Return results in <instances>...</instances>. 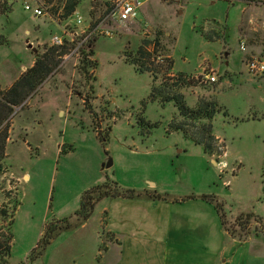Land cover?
Returning <instances> with one entry per match:
<instances>
[{"label":"rangeland","instance_id":"374dc122","mask_svg":"<svg viewBox=\"0 0 264 264\" xmlns=\"http://www.w3.org/2000/svg\"><path fill=\"white\" fill-rule=\"evenodd\" d=\"M47 1L55 20L62 7L58 0ZM108 1L80 0L76 13L88 22L90 8L98 17ZM138 1L134 23L116 26L114 38L94 42L89 59L96 63L95 80L85 76L79 61L62 59L26 100L41 105L39 113L24 107L8 121L17 127L10 135L9 156L0 162V211L6 212L0 229L11 234L9 264H108L117 255L111 250L106 258L114 237L104 232L107 212L100 214L98 204L86 228H80L82 223L56 231L41 257L30 259L46 228L74 222L84 193L106 183L135 191L152 183L174 199L212 197L228 231L215 221L214 212L207 227L211 235L206 246L196 245L198 250L212 249L218 264H264V125L241 121L264 112V78H253L246 69L251 58L264 61V0ZM61 32L54 21L24 11L22 0H0L1 84L11 88L24 74L21 68L29 69L35 55L43 54L50 38ZM156 34L173 60L169 75L183 73L198 82L182 91L187 106L212 96L227 113L213 120L215 135L227 146V153L223 148L210 158L216 167L203 158L200 147L167 131L178 117L176 107L150 101L151 77L124 61L125 51H136L143 39L152 41ZM241 40L245 51L239 48ZM148 49L152 61L160 63L153 45ZM203 74L215 75L216 83L201 82ZM27 118L42 122L29 139L38 152L20 141L19 127ZM109 160L112 166L106 169ZM200 255H195L198 264Z\"/></svg>","mask_w":264,"mask_h":264},{"label":"trees","instance_id":"16d2710c","mask_svg":"<svg viewBox=\"0 0 264 264\" xmlns=\"http://www.w3.org/2000/svg\"><path fill=\"white\" fill-rule=\"evenodd\" d=\"M61 13L59 19L71 17L80 0H58ZM59 7V8H60ZM55 14L58 15L57 11ZM162 35L156 34L150 41L143 39L140 46L134 52L125 51L123 53L124 61L130 64L137 72L146 73L151 77L152 85L149 100L158 102L162 105L172 103L177 111L178 117L173 118L168 124L169 133H180L182 137L193 145L201 148L204 155L214 158L222 154L223 144H220L214 135L213 120L218 114L227 117L226 111L218 105L212 96L198 97L194 107H188L185 102V96L182 93L184 89L197 86V81L189 78L186 74L178 73L170 76L169 72L173 70V60L167 57L166 49L162 43ZM89 43L90 48L82 52L80 67L85 76L93 77L89 71L95 68L96 63L89 58L93 56V44ZM154 47V54L159 53L160 63L155 64L152 61L153 53L148 47ZM69 52L67 46L55 48L49 47L43 54L35 55L33 66L27 69L22 76L11 86L10 89L1 93L0 100V162L4 159V149L7 139L8 119L13 113V107L20 106L37 88L42 85L47 78L53 74L63 57ZM156 57V56H155ZM95 80L94 78H91ZM9 104V106L7 105ZM242 121V120H241ZM104 198L125 199V200H148L161 202H183L186 199H195L194 196L184 199L170 198L169 195L157 193L156 191H135L121 189L116 183L103 184L96 186L81 198L80 208L75 214V221L63 220L60 228L49 226L46 228L37 247L33 250L30 259L35 260L41 257L44 247L52 240L54 233L58 230H73L77 226L87 221L93 213L95 206ZM210 204H214V199L208 196H201ZM215 210L219 216L221 227L227 232L224 217L220 216L219 204L215 202ZM2 218L6 217L5 211H0ZM2 220V219H1ZM0 220V221H1ZM12 219H10V222ZM241 223V219L237 221ZM11 254V234H4L0 229V264H9Z\"/></svg>","mask_w":264,"mask_h":264},{"label":"crops","instance_id":"0c3cea01","mask_svg":"<svg viewBox=\"0 0 264 264\" xmlns=\"http://www.w3.org/2000/svg\"><path fill=\"white\" fill-rule=\"evenodd\" d=\"M21 70L25 72L27 68L22 67ZM20 75L13 80L14 83L19 79ZM262 78H264V75L260 79ZM8 89H10V86L1 84L0 79V90L5 92ZM26 100L20 106H11L13 113L8 119V121L10 120L9 122L24 107L29 110L36 108L39 113L41 105L40 107H34L29 101L26 102ZM7 105L9 106V104ZM242 121L259 126L264 125V112L259 115L246 116ZM22 122L19 127L20 133L23 135L20 141L26 145L28 151L38 152V145L35 144L32 146L29 143V139L41 129L42 122L31 118H27ZM16 129L17 127L12 121L7 128L4 158L9 156L7 149L8 145H11L10 135ZM215 137L220 143H223L226 150L225 153H227L225 142L219 136L215 135ZM203 156V158L215 166L212 159L206 155ZM22 178L25 179L27 176L24 175ZM155 186L151 183L149 188L141 189L140 192L150 190L159 193ZM186 197L179 198L178 200ZM194 197L195 199H186L178 203L148 200L102 199L98 205H100V214L107 212L104 232L114 237L112 242L107 246L105 255L108 258L111 250H114L117 255L115 257H109L107 263L198 264L195 262L197 260V256L195 255L198 252V254H201L200 259H202L200 264H218L219 260L214 257L215 253L211 252L212 249L206 253L200 247L198 250L196 246L199 244L206 246L211 235L207 227L214 220V212V216H216L217 212L213 209L212 204L201 200V196ZM215 218V221L219 220L220 224L219 216L217 215ZM86 227L87 222L80 226V228ZM224 233L227 234L225 231ZM104 258L105 256L102 257V260Z\"/></svg>","mask_w":264,"mask_h":264},{"label":"built area","instance_id":"2783aa9c","mask_svg":"<svg viewBox=\"0 0 264 264\" xmlns=\"http://www.w3.org/2000/svg\"><path fill=\"white\" fill-rule=\"evenodd\" d=\"M23 10L31 13L35 18L50 19L57 23L61 29L60 36L50 38L49 47L67 46L69 52L63 57V61L75 59L80 61L82 52L90 48L89 43L98 38L111 39L116 36V26H127L134 23L140 13L141 5L138 0H109L105 11L98 17L93 16V9L90 8L88 22L74 12L67 19H59L60 13L56 16V21L51 16L50 3L47 0H22ZM73 24V29L70 25ZM87 26L82 28L84 25ZM82 28V29H80ZM260 29L264 30V22ZM241 51L246 50L244 40L239 42ZM247 73L253 78H259L264 75V61L258 58H251L246 63ZM93 76V70L90 71ZM201 82L213 84L217 78L213 74H203L200 77Z\"/></svg>","mask_w":264,"mask_h":264},{"label":"water","instance_id":"95a60500","mask_svg":"<svg viewBox=\"0 0 264 264\" xmlns=\"http://www.w3.org/2000/svg\"><path fill=\"white\" fill-rule=\"evenodd\" d=\"M28 48H31V45H28ZM33 53L34 54L36 53V50L35 49H33ZM111 166H112V161L109 160L103 167L106 168V169H108Z\"/></svg>","mask_w":264,"mask_h":264}]
</instances>
